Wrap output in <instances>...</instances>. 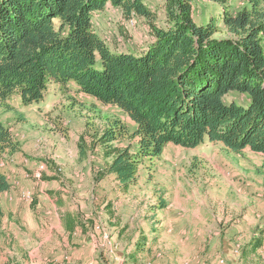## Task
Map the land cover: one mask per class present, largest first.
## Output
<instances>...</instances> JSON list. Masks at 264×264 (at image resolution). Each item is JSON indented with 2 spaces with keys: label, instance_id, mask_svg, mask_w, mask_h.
Here are the masks:
<instances>
[{
  "label": "rangeland",
  "instance_id": "obj_1",
  "mask_svg": "<svg viewBox=\"0 0 264 264\" xmlns=\"http://www.w3.org/2000/svg\"><path fill=\"white\" fill-rule=\"evenodd\" d=\"M144 1L165 27L163 0ZM221 12L209 0L194 4L198 24L218 20ZM95 27L112 49L139 52L151 40L145 19L124 20L111 7L96 15ZM58 91L30 106L18 97L0 103V122L20 144L18 152L0 156V172L8 165L13 170L1 201L0 264H264L263 156L207 140L196 148L168 144L160 158L140 160L128 189L112 174L97 182L112 158L96 146L80 160L79 138L88 124L103 130L119 120L126 129L112 145L130 146L133 154L136 125L116 106L72 89ZM226 101L247 102L238 94ZM87 142L91 147L90 137ZM59 207L80 216L72 237L64 233ZM262 236L263 246L245 258L243 248ZM139 242L143 249L132 258Z\"/></svg>",
  "mask_w": 264,
  "mask_h": 264
},
{
  "label": "trees",
  "instance_id": "obj_2",
  "mask_svg": "<svg viewBox=\"0 0 264 264\" xmlns=\"http://www.w3.org/2000/svg\"><path fill=\"white\" fill-rule=\"evenodd\" d=\"M197 1L163 0L160 27L144 0H0V103L18 97L25 106L39 104L53 82L121 109L136 125L138 153L112 145L126 129L119 120L103 130L88 124L78 152L83 161L90 148L102 146L112 161L97 182L112 174L125 189L136 182L140 160L160 158L168 144L196 148L207 140L264 157V0H209L222 12L205 24L195 20ZM107 7L124 20L145 19L149 44L139 52L112 49L95 27ZM221 32L226 37H216ZM230 94L247 102H227ZM19 147L0 122V156ZM10 188L0 172V217ZM62 223L71 233L82 225L70 213ZM143 246L139 242L132 258ZM262 246L263 236L255 237L242 255Z\"/></svg>",
  "mask_w": 264,
  "mask_h": 264
},
{
  "label": "crops",
  "instance_id": "obj_3",
  "mask_svg": "<svg viewBox=\"0 0 264 264\" xmlns=\"http://www.w3.org/2000/svg\"><path fill=\"white\" fill-rule=\"evenodd\" d=\"M128 50H131V49H128ZM132 51V50H131ZM71 87L72 88H74V86L73 85H71ZM58 89H60V86L59 85H56V84H54L53 82L52 83H50L49 85H48V90H47V92H46V98H47V96L49 95L50 96V93H53L54 95H58V93H59V91H58ZM73 90V89H72ZM75 91V90H74ZM76 92V91H75ZM45 98V99H46ZM19 99V98H18ZM18 101H20V99L18 100ZM21 102V101H20ZM3 124H5V123H3ZM11 130V129H10ZM11 132H12V130H11ZM13 133V132H12ZM14 135V134H13ZM4 157L5 156H3V157H1L2 159H4ZM6 158V157H5ZM8 158V157H7ZM1 161V160H0ZM0 164H1V162H0ZM31 167L29 168V169H31L32 171H34V169H36L37 168V165H35V164H31L30 165ZM1 170L3 171V173L11 180V177H12V175H11V171H13L10 167H9V165L7 166V168H5V170H4V168H2L1 167ZM21 177L24 179V181H25V183L26 184H29L30 183V181L29 180H27L28 179V177H27V175L26 176H24L23 175V173H22V175H21ZM11 182V181H10ZM16 185L18 184V183H15ZM59 210V212H58V215H59V218H60V222H61V225H62V228H63V230H64V233L67 235V236H70V237H72L73 235H74V232H68V231H66V229H65V227H64V225H63V223H62V216H63V214L65 213L64 212V210L63 209H61L60 207L58 208ZM51 262H43V261H38V264H46V263H52V264H60V260H58V259H53V260H50Z\"/></svg>",
  "mask_w": 264,
  "mask_h": 264
}]
</instances>
